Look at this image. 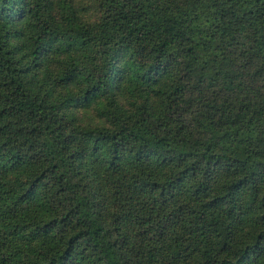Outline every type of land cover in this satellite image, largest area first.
Instances as JSON below:
<instances>
[{"label":"trees","instance_id":"trees-1","mask_svg":"<svg viewBox=\"0 0 264 264\" xmlns=\"http://www.w3.org/2000/svg\"><path fill=\"white\" fill-rule=\"evenodd\" d=\"M101 4L59 38L47 0H0V264H264V0ZM95 98L115 124L75 126Z\"/></svg>","mask_w":264,"mask_h":264},{"label":"rangeland","instance_id":"rangeland-1","mask_svg":"<svg viewBox=\"0 0 264 264\" xmlns=\"http://www.w3.org/2000/svg\"><path fill=\"white\" fill-rule=\"evenodd\" d=\"M48 1V18L51 21L55 32L59 38L71 37L75 34V28L78 24L84 23L94 25L100 18L102 11V0H47ZM19 24H22L19 22ZM16 39L20 41L21 47L18 53H22L24 58L27 54V42L24 33L17 34ZM72 53L84 56L87 53H93L92 49L80 48L73 49ZM129 53H124L121 64L128 61ZM61 62H64L58 53H52L51 58L39 63L37 68L31 70L30 82L32 86L47 91L51 97L61 96L68 90L64 86H57L53 79L60 70ZM128 77L123 78L122 93L118 96V101L124 105L130 104L133 100V92L130 87L132 84L128 82ZM69 117L75 126H113L115 120L111 117L105 107L102 98H95L86 105L69 106L67 108ZM108 197L111 193L106 191ZM109 198V199H110ZM107 215L115 209L111 204H107L104 208ZM112 216V215H111Z\"/></svg>","mask_w":264,"mask_h":264},{"label":"clouds","instance_id":"clouds-1","mask_svg":"<svg viewBox=\"0 0 264 264\" xmlns=\"http://www.w3.org/2000/svg\"><path fill=\"white\" fill-rule=\"evenodd\" d=\"M85 127H87V123H85V125H84Z\"/></svg>","mask_w":264,"mask_h":264}]
</instances>
